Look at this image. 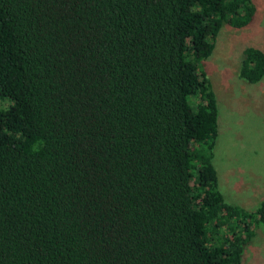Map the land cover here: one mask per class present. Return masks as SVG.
<instances>
[{"label": "trees", "instance_id": "obj_1", "mask_svg": "<svg viewBox=\"0 0 264 264\" xmlns=\"http://www.w3.org/2000/svg\"><path fill=\"white\" fill-rule=\"evenodd\" d=\"M251 0H0V264H240L202 66ZM264 74L242 50L237 77Z\"/></svg>", "mask_w": 264, "mask_h": 264}, {"label": "rangeland", "instance_id": "obj_2", "mask_svg": "<svg viewBox=\"0 0 264 264\" xmlns=\"http://www.w3.org/2000/svg\"><path fill=\"white\" fill-rule=\"evenodd\" d=\"M255 13L241 29L222 25L202 69L217 106L212 165L223 200L253 211L264 199V74L248 85L237 77L241 53L252 47L264 54V0H251ZM10 101L0 100V109ZM240 264H264V232L254 226Z\"/></svg>", "mask_w": 264, "mask_h": 264}]
</instances>
